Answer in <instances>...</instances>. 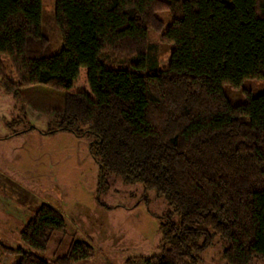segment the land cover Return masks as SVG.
Instances as JSON below:
<instances>
[{
    "label": "trees",
    "instance_id": "1",
    "mask_svg": "<svg viewBox=\"0 0 264 264\" xmlns=\"http://www.w3.org/2000/svg\"><path fill=\"white\" fill-rule=\"evenodd\" d=\"M167 12L169 24L158 15ZM61 46L42 32V0H0V85L62 92L55 126L93 136L101 174L164 195L178 221L160 224L149 264H198L219 236L227 264L264 260V91L233 104L223 85L264 80V0H55ZM173 48L165 67L148 33ZM4 57L11 70L7 71ZM62 214L41 203L20 230L12 264H73L93 254L71 239L42 258ZM0 264H2L0 262Z\"/></svg>",
    "mask_w": 264,
    "mask_h": 264
},
{
    "label": "rangeland",
    "instance_id": "2",
    "mask_svg": "<svg viewBox=\"0 0 264 264\" xmlns=\"http://www.w3.org/2000/svg\"><path fill=\"white\" fill-rule=\"evenodd\" d=\"M54 1L42 0V32L55 51L61 37L54 25ZM158 15L169 24L167 12ZM148 53L158 56L165 67L173 45L148 33ZM10 71L8 57L3 59ZM264 91V80H244L239 89L223 85L233 103ZM62 92L43 86H26L18 95L0 85V242L22 246L19 233L41 203L55 207L63 216L65 233L52 234L39 255L52 261L65 254L71 239L85 240L93 254L73 264H149L148 257L161 252L160 224L169 216L178 221L164 195L146 189L141 182L127 183L119 176L101 174L89 133L77 135L67 130L48 132L55 126L52 110L62 106ZM94 145V144H93ZM219 237L198 254V264H227ZM19 254L0 251V262L12 264ZM250 264H264L254 260Z\"/></svg>",
    "mask_w": 264,
    "mask_h": 264
}]
</instances>
